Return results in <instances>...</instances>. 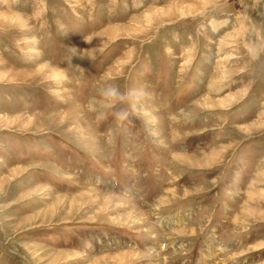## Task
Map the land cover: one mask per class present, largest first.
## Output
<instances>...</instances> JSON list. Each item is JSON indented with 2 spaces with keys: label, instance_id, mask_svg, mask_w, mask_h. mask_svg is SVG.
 Masks as SVG:
<instances>
[{
  "label": "rangeland",
  "instance_id": "1",
  "mask_svg": "<svg viewBox=\"0 0 264 264\" xmlns=\"http://www.w3.org/2000/svg\"><path fill=\"white\" fill-rule=\"evenodd\" d=\"M91 263L264 264V0H0V264Z\"/></svg>",
  "mask_w": 264,
  "mask_h": 264
},
{
  "label": "bare ground",
  "instance_id": "2",
  "mask_svg": "<svg viewBox=\"0 0 264 264\" xmlns=\"http://www.w3.org/2000/svg\"><path fill=\"white\" fill-rule=\"evenodd\" d=\"M234 97V95H228V96H226V97H224V98H222L220 101H219V104H221V105H224V104H227L229 101H230V99H232ZM214 153H216V152H214ZM217 154V153H216ZM176 156H179V157H182V158H185V157H187L186 155H183V154H174V157H176ZM188 158H189V160L190 161H193V160H195V159H193L194 157H192V156H188ZM184 160V159H183ZM182 160V161H183ZM187 161V160H186ZM196 161V160H195ZM188 163V162H187ZM193 165V164H192ZM183 214V212L182 211H180L179 212V214L178 215H175V216H177V217H179V216H182V214ZM169 218L168 217H166V218H164V221H166V220H168ZM163 220H160V222L161 223H163L164 222ZM182 231H184V230H182ZM191 231H193L192 229H191ZM210 237H207V240L209 239ZM209 247V244L207 243L205 246H204V250L206 249V248H208ZM117 253H124V256H125V254H128V255H131L132 253H133V251H129V250H123V251H120V252H117ZM120 260V259H119ZM117 261V260H116ZM92 264V263H91Z\"/></svg>",
  "mask_w": 264,
  "mask_h": 264
}]
</instances>
